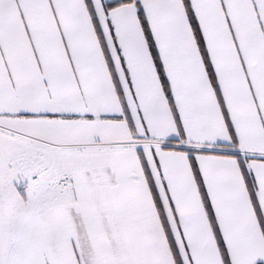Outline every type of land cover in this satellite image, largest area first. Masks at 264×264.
<instances>
[{
    "label": "snow or ice",
    "instance_id": "snow-or-ice-1",
    "mask_svg": "<svg viewBox=\"0 0 264 264\" xmlns=\"http://www.w3.org/2000/svg\"><path fill=\"white\" fill-rule=\"evenodd\" d=\"M0 264H264V0H0Z\"/></svg>",
    "mask_w": 264,
    "mask_h": 264
}]
</instances>
